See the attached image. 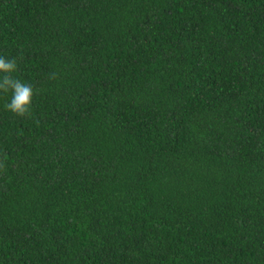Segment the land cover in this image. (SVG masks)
<instances>
[{
  "label": "trees",
  "instance_id": "trees-1",
  "mask_svg": "<svg viewBox=\"0 0 264 264\" xmlns=\"http://www.w3.org/2000/svg\"><path fill=\"white\" fill-rule=\"evenodd\" d=\"M0 264H264V0H0Z\"/></svg>",
  "mask_w": 264,
  "mask_h": 264
},
{
  "label": "clouds",
  "instance_id": "clouds-1",
  "mask_svg": "<svg viewBox=\"0 0 264 264\" xmlns=\"http://www.w3.org/2000/svg\"><path fill=\"white\" fill-rule=\"evenodd\" d=\"M16 60L12 57L0 55V91H11V96L5 107L17 114H24L29 110L32 96V85L15 77Z\"/></svg>",
  "mask_w": 264,
  "mask_h": 264
}]
</instances>
